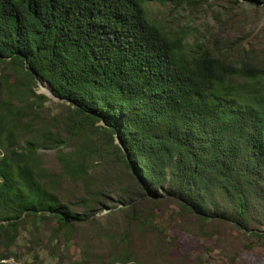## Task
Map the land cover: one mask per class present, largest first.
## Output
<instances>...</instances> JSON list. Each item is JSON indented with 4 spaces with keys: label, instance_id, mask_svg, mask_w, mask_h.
<instances>
[{
    "label": "trees",
    "instance_id": "obj_1",
    "mask_svg": "<svg viewBox=\"0 0 264 264\" xmlns=\"http://www.w3.org/2000/svg\"><path fill=\"white\" fill-rule=\"evenodd\" d=\"M225 7L190 41L144 0H0V245L22 223L90 218L52 189L38 151L70 142L55 158L73 180L118 151L140 196L264 242V0ZM39 79L68 109L55 131Z\"/></svg>",
    "mask_w": 264,
    "mask_h": 264
},
{
    "label": "rangeland",
    "instance_id": "obj_2",
    "mask_svg": "<svg viewBox=\"0 0 264 264\" xmlns=\"http://www.w3.org/2000/svg\"><path fill=\"white\" fill-rule=\"evenodd\" d=\"M144 3L155 23L172 34L183 35L191 30L192 41L213 31L215 13L233 0H144ZM34 90L46 96L42 104L48 128L51 131L61 128L63 124L61 120L57 124L56 118L65 116L68 109L46 84L36 82ZM70 145L39 147L38 151L44 155V167L54 178L52 189L73 210L90 211V218L74 224L71 230L59 231L52 218L39 222L36 228L22 223L9 249L0 245V253L8 255L0 257V263L264 264V242L247 231L224 222H203L168 199L153 203L140 196L118 151L110 149L93 160L80 180L61 173L55 153ZM120 195L125 197L123 200L128 201L129 197L132 201L125 204ZM82 203L89 206L85 208ZM123 206L126 210H121Z\"/></svg>",
    "mask_w": 264,
    "mask_h": 264
},
{
    "label": "water",
    "instance_id": "obj_3",
    "mask_svg": "<svg viewBox=\"0 0 264 264\" xmlns=\"http://www.w3.org/2000/svg\"><path fill=\"white\" fill-rule=\"evenodd\" d=\"M38 82H40V83H42V84H45L42 80H38ZM47 85V84H46ZM48 86V85H47ZM48 88H49V90H50V92H51V94H52V89L48 86ZM53 95V94H52Z\"/></svg>",
    "mask_w": 264,
    "mask_h": 264
},
{
    "label": "bare ground",
    "instance_id": "obj_4",
    "mask_svg": "<svg viewBox=\"0 0 264 264\" xmlns=\"http://www.w3.org/2000/svg\"><path fill=\"white\" fill-rule=\"evenodd\" d=\"M5 258V257H4Z\"/></svg>",
    "mask_w": 264,
    "mask_h": 264
}]
</instances>
